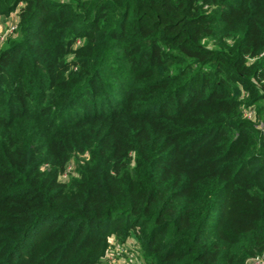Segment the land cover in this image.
<instances>
[{
  "label": "trees",
  "instance_id": "16d2710c",
  "mask_svg": "<svg viewBox=\"0 0 264 264\" xmlns=\"http://www.w3.org/2000/svg\"><path fill=\"white\" fill-rule=\"evenodd\" d=\"M0 18V264H106L111 237L143 264L264 254V0Z\"/></svg>",
  "mask_w": 264,
  "mask_h": 264
},
{
  "label": "built area",
  "instance_id": "2783aa9c",
  "mask_svg": "<svg viewBox=\"0 0 264 264\" xmlns=\"http://www.w3.org/2000/svg\"><path fill=\"white\" fill-rule=\"evenodd\" d=\"M9 25L4 29V33L0 32V42L7 33H10L14 29L15 24ZM104 259L108 264H133L138 259V253L133 248L122 246L112 240L104 255ZM249 264H264V254L254 257Z\"/></svg>",
  "mask_w": 264,
  "mask_h": 264
},
{
  "label": "rangeland",
  "instance_id": "374dc122",
  "mask_svg": "<svg viewBox=\"0 0 264 264\" xmlns=\"http://www.w3.org/2000/svg\"><path fill=\"white\" fill-rule=\"evenodd\" d=\"M13 17H10V18H7V20H9V19H12ZM9 24H11V22L10 21H2L1 20V18H0V32H2V33H4V29H5V27H6V25H9ZM10 26V25H9ZM8 27V26H7ZM6 27V28H7ZM252 112H253V110H252ZM262 126V125H261ZM74 176V171H73V168L72 167H69V169H67V172L65 173V174H63V175H61V177H60V180L61 181H63V182H67L68 180H69V176ZM113 239H112V237L109 239V241L111 242ZM132 245L134 244V246H136L135 245V242L132 240ZM126 247H128V246H126ZM130 247H132V246H130ZM129 248V247H128ZM102 260L106 263V260L104 259V257L102 258ZM107 264V263H106ZM131 264V263H130ZM133 264H143L141 261H140V259L138 258L136 261H134V263Z\"/></svg>",
  "mask_w": 264,
  "mask_h": 264
}]
</instances>
